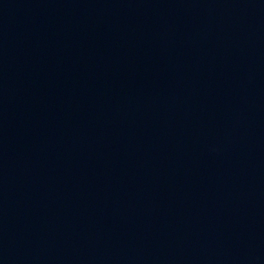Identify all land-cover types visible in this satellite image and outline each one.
Wrapping results in <instances>:
<instances>
[{"label": "water", "instance_id": "obj_1", "mask_svg": "<svg viewBox=\"0 0 264 264\" xmlns=\"http://www.w3.org/2000/svg\"><path fill=\"white\" fill-rule=\"evenodd\" d=\"M0 264H264V0H0Z\"/></svg>", "mask_w": 264, "mask_h": 264}]
</instances>
